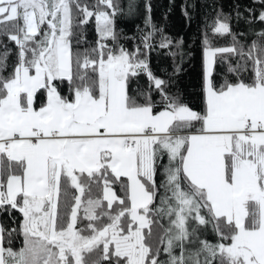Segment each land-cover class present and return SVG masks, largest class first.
I'll use <instances>...</instances> for the list:
<instances>
[{"label":"snow or ice","instance_id":"snow-or-ice-1","mask_svg":"<svg viewBox=\"0 0 264 264\" xmlns=\"http://www.w3.org/2000/svg\"><path fill=\"white\" fill-rule=\"evenodd\" d=\"M123 11L0 0V214L15 225L0 224V264H264V29L245 40L218 12L202 31L197 111L168 91L183 38L148 5L128 49ZM157 48L169 79L150 67Z\"/></svg>","mask_w":264,"mask_h":264},{"label":"trees","instance_id":"trees-1","mask_svg":"<svg viewBox=\"0 0 264 264\" xmlns=\"http://www.w3.org/2000/svg\"><path fill=\"white\" fill-rule=\"evenodd\" d=\"M91 2V0H87ZM120 7L124 11L116 17V30L119 33V42L128 49L139 43V29L145 28V19L148 16L147 6L151 7L152 21L163 26L164 33L174 41L183 38L182 50L190 53L184 57L182 70L171 76L172 83L168 89L171 93L179 92L183 101L187 102L194 110L200 111L203 107L202 94V43L201 33L215 19L218 12L228 16L231 31L243 39L251 41L256 39L254 33L264 29V22L259 21V12L264 10V4L260 0H134L132 12L128 11L129 0H119ZM249 9L252 11L250 12ZM185 10L188 15L185 16ZM239 13V16L237 15ZM85 32L89 41L95 42L96 32L94 20L85 25ZM3 39V37H0ZM159 40V36L156 37ZM7 42V41H5ZM214 43L217 46H228L231 38L227 35L216 37ZM9 47H12L10 44ZM175 51L176 49H171ZM2 51V49H0ZM168 49H155L151 53L150 67L153 72L164 79L174 72L173 58L168 54ZM9 58V63L14 60ZM180 63L179 57L175 58ZM140 84L147 87V80L142 75ZM135 86V85H134ZM13 216L19 218V214L13 212ZM0 224L5 228L15 227L12 219L7 214H0ZM209 239L214 237L209 233ZM20 246V239L13 238V247ZM163 258V257H162Z\"/></svg>","mask_w":264,"mask_h":264}]
</instances>
